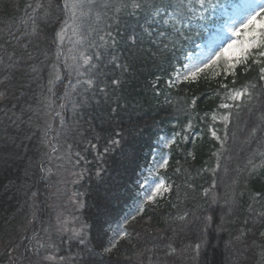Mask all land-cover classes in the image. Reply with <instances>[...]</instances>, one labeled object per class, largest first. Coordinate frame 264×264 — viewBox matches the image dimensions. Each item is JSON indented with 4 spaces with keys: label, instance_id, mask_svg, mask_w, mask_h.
I'll list each match as a JSON object with an SVG mask.
<instances>
[{
    "label": "trees",
    "instance_id": "obj_1",
    "mask_svg": "<svg viewBox=\"0 0 264 264\" xmlns=\"http://www.w3.org/2000/svg\"><path fill=\"white\" fill-rule=\"evenodd\" d=\"M241 1L184 0L178 22L145 25L167 31L165 49L127 40L133 29L143 34V14L115 17L97 0L100 20L90 15L83 27L111 31L118 44L100 49L97 67L77 77L56 39L68 15L63 0H0V264L39 258L37 239L58 212V194H67L59 179L72 168L83 228L77 238L51 236L62 258L52 264H264L261 49L228 75L168 84L223 22L222 11ZM113 56L122 67L109 63ZM88 78L87 91L72 87ZM165 138H172L162 172L169 192L128 221L111 247Z\"/></svg>",
    "mask_w": 264,
    "mask_h": 264
},
{
    "label": "snow or ice",
    "instance_id": "obj_2",
    "mask_svg": "<svg viewBox=\"0 0 264 264\" xmlns=\"http://www.w3.org/2000/svg\"><path fill=\"white\" fill-rule=\"evenodd\" d=\"M197 3L203 7L204 0H197ZM63 4L64 10L68 15L63 27L57 32L56 39L62 42L66 38L65 33L69 30L71 31L73 37L71 42L73 47L70 48L68 54L64 56L65 67L69 70V75L75 72L77 77L86 76L97 67V64L93 63V60L98 62L102 59L103 53L100 49H106L108 47L115 48L118 41L111 31L97 29L92 26L84 29V20L90 15H94L97 21L100 20V13L95 11L97 8V0H63ZM184 6V0H175V3H172V0H169L168 3H165L164 0H160L159 4L156 3V0H103V2L99 4L100 8L111 9L115 17H118L119 14H126L129 16H139L143 14L144 25H141L143 34L137 33L135 29H133L132 34L127 37V40L135 45L137 41L143 44L145 39H152L153 43H156L157 46L163 44L165 49L168 45L164 44V40L169 39L167 31L155 28L150 30L149 27L145 25L162 24L168 26L171 22H178L177 17ZM258 7L259 11L250 15L247 21L242 25V28L245 30L244 36L246 39L239 43L233 41L228 44L221 52L217 53L208 64L204 65V68L217 65L219 61L224 60L227 68L232 69L235 67L232 63L233 59H235L237 63L247 60L250 49L252 48L261 49L258 51L257 55L264 58V6ZM169 8L172 10L169 11ZM172 26L174 27V23ZM233 34L240 35V31L236 30ZM249 37H251V39H248ZM90 49L94 51L89 52ZM60 55L61 53L58 50L57 56L59 57ZM117 60L118 57L113 56L109 63H114L117 68L122 67L117 63ZM69 61H71V63H69ZM254 62L259 63V61ZM81 69H84V71H81ZM203 70V68H197L196 71L191 72L190 76H185L184 79H195L197 74ZM260 73V79L264 80V67L260 68ZM56 79H60L59 75L56 76ZM177 79H179V74H177ZM93 83L94 81L91 78L84 80L77 79L76 85H72V87L75 88L77 85H87L85 89L87 91L93 87ZM118 83V80H112V84ZM101 91H103V89H101ZM246 91V89L235 91L229 98L239 100L246 94ZM221 107L228 108L230 105L222 104ZM213 119H215V117H213ZM224 119L227 120L228 117L225 116ZM212 135L215 136L216 133L213 131ZM168 143H171V141ZM168 143L165 144V147L168 146ZM93 147H95V145H93ZM167 163L168 161L165 159L159 167L164 168ZM161 190L167 191L163 180L156 184L155 189L152 190V195L148 196L147 199L149 201L153 200V197L160 193ZM141 210L143 209L141 208ZM125 235L126 233H120L121 237ZM261 235H264V233H261ZM81 242L83 243V241ZM115 246V242H113L111 247ZM105 251H111V248H107Z\"/></svg>",
    "mask_w": 264,
    "mask_h": 264
},
{
    "label": "rangeland",
    "instance_id": "obj_3",
    "mask_svg": "<svg viewBox=\"0 0 264 264\" xmlns=\"http://www.w3.org/2000/svg\"><path fill=\"white\" fill-rule=\"evenodd\" d=\"M258 6H264V0H243L233 8L223 10V22L218 27H215L214 31L206 38V41L198 45L193 53H187L182 61V65L176 67L168 84L173 85L195 81L200 75L207 72H212L217 76L230 74L233 68L228 69L224 60L208 68H204V65L208 64L228 44L233 41L239 43L242 41L241 37L246 39L244 36L245 30L242 28V25L250 15L259 11ZM236 30L240 31V35L233 34ZM65 36L66 38L62 42L58 41V44L65 54H68V50L73 47L71 31H67ZM248 39H251V37ZM232 63L235 66L237 65L235 59H233ZM197 68H203L204 70L199 72L195 79H184L185 76H190L191 72L196 71ZM177 74H179V79H177ZM169 141L172 143V138H165L160 144V149L156 150L151 157L149 166L144 170L145 175L141 180L136 201L126 216L112 231V243L121 238L120 233H124L126 223L142 213L143 210L141 208L144 209L146 204H153L157 200L162 199L169 192V187L162 176V172L166 170L167 165L164 168L159 167L165 159L168 161V149L171 145V143H168ZM166 143H168L167 147H165ZM63 174L65 177L59 179V183L61 184L60 191L61 193L67 192V194H58L59 200L56 202L58 212L52 223L41 231V235L37 239L38 241L36 240L38 242L36 250L41 252V254H39L38 259L35 258L29 261L28 264H52L62 261L61 257H57L58 251L56 249L59 248L53 244L51 236L55 235L57 240L64 239L65 241L79 237L82 232L83 226L78 214L80 203L77 200V195L71 193V186L76 182L78 173L72 168L66 170ZM161 180L164 181L167 191L161 190L160 193L153 197V200L149 201L147 197L152 195V190L155 189L156 184Z\"/></svg>",
    "mask_w": 264,
    "mask_h": 264
}]
</instances>
